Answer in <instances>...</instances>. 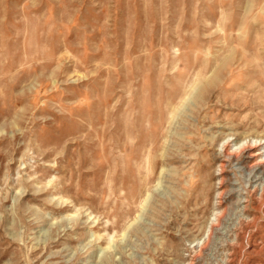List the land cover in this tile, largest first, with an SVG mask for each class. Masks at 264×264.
I'll use <instances>...</instances> for the list:
<instances>
[{"label":"rangeland","instance_id":"374dc122","mask_svg":"<svg viewBox=\"0 0 264 264\" xmlns=\"http://www.w3.org/2000/svg\"><path fill=\"white\" fill-rule=\"evenodd\" d=\"M0 264H264V0H0Z\"/></svg>","mask_w":264,"mask_h":264}]
</instances>
